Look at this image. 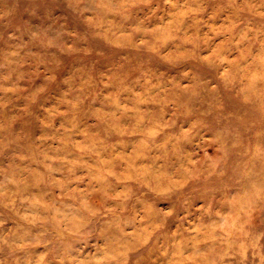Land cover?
I'll list each match as a JSON object with an SVG mask.
<instances>
[{
    "label": "clouds",
    "instance_id": "clouds-1",
    "mask_svg": "<svg viewBox=\"0 0 264 264\" xmlns=\"http://www.w3.org/2000/svg\"><path fill=\"white\" fill-rule=\"evenodd\" d=\"M0 264H264V0H0Z\"/></svg>",
    "mask_w": 264,
    "mask_h": 264
}]
</instances>
